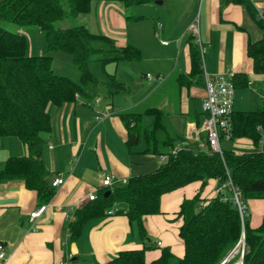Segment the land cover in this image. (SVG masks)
Wrapping results in <instances>:
<instances>
[{
    "label": "crops",
    "instance_id": "crops-1",
    "mask_svg": "<svg viewBox=\"0 0 264 264\" xmlns=\"http://www.w3.org/2000/svg\"><path fill=\"white\" fill-rule=\"evenodd\" d=\"M144 4H151L153 14L151 37L156 41H151V61L158 65L152 67L147 64L150 55L142 58L137 41L127 39L129 18L121 3L93 0L90 10L80 14L81 23L90 31L111 36L119 46L135 45L141 51L139 59L146 62L121 60L103 66L106 77V72L113 73L116 80L125 84L123 91L109 95L106 79L98 86L96 76L97 82L85 85L86 95H77L75 100L60 106H47L51 128L42 133L41 157L50 172L49 181L58 173L64 180L46 202L40 201L36 190L26 187L20 178L0 180V241L6 253L0 264H98L120 250L143 244L150 245L144 252L146 264L158 257L163 247L169 248L173 257H182L184 246L178 235L182 218L177 211L181 201L199 189L200 180L160 196V212L142 216L145 237L135 223L129 222L124 210L116 212L122 205H115L112 214L84 224L73 257L67 223L73 219L74 210L88 201L91 190L106 188L100 183L103 174L127 178L153 171L163 162L160 155L174 147L206 148V132L202 128L205 84L202 71L188 75L190 41L197 46L198 37L204 45L202 69L207 74L233 70L246 75V84L235 87L233 109L234 104L237 110H251L263 103L264 73L253 71L251 59L245 55V44L264 34V28L257 23V18L264 21V0H161ZM128 61L139 63L137 72L123 64ZM148 68L154 71L150 78L145 75L149 71H142ZM148 107L159 109L160 127L152 132V113L143 115L136 141L128 142L121 114L143 113ZM219 144L236 153L264 152V132L258 144L244 136L221 138ZM25 153L27 149L19 138L0 136V169L9 156ZM218 187L215 178L206 179L201 202L207 203ZM42 204L44 210L31 225L29 212ZM247 208L249 224L255 227L264 215V198L248 199Z\"/></svg>",
    "mask_w": 264,
    "mask_h": 264
},
{
    "label": "trees",
    "instance_id": "trees-1",
    "mask_svg": "<svg viewBox=\"0 0 264 264\" xmlns=\"http://www.w3.org/2000/svg\"><path fill=\"white\" fill-rule=\"evenodd\" d=\"M92 1L0 0V136H15L27 149V153L9 156L5 160L0 169V180L20 178L26 187L35 189L39 200L44 202L54 191L48 179L50 172L41 157L42 133L51 128L47 106H60L75 100L77 95L87 94L85 85L98 81L88 68L89 62L98 61L105 65L141 57V51L135 45L119 46L111 36L90 31L82 23L68 27L58 25L66 16L88 12ZM105 1L128 6L154 0ZM140 17L137 15L134 19ZM257 23L264 28L263 19L257 18ZM10 24L42 29L48 50L72 56L78 70L77 80L56 73L51 66L50 54H27L24 35L12 31L8 27ZM245 55L251 59L255 73H264V34L257 40L247 41ZM201 71L197 46L190 41L188 75ZM106 75L104 84L109 95L125 89V84L116 80L113 73L106 72ZM246 82L244 73L235 72V87ZM151 113L153 121L150 128L154 132L160 127L159 109L148 107L143 113L121 114L128 142L136 141L143 115L151 116ZM231 121L232 138L244 136L258 144L264 132V101L255 109L233 110ZM210 177L215 178L219 186L230 180V186L239 191L246 204L247 215L243 219L229 186L217 191L207 203L201 202V190ZM195 180L201 181L199 189L192 197L184 198L177 211L182 218L178 229L184 246L182 257H173L169 248L163 247L159 256L148 264H217L238 244L242 234V264H264V215L260 223L252 227L247 208L248 199L264 198V152L258 150L236 153L229 149L218 152L207 147L204 150L181 147L153 171L130 175L125 182L96 190L95 199H89L74 210L73 219L67 223L69 239L76 242L88 220L106 216L107 210L115 205H122L116 212L124 210L129 222L135 223L138 232L145 237L142 216L160 212L159 201L163 193ZM148 247L150 245L143 244L139 248L120 250L109 260L98 264H146L144 252Z\"/></svg>",
    "mask_w": 264,
    "mask_h": 264
},
{
    "label": "built area",
    "instance_id": "built-area-1",
    "mask_svg": "<svg viewBox=\"0 0 264 264\" xmlns=\"http://www.w3.org/2000/svg\"><path fill=\"white\" fill-rule=\"evenodd\" d=\"M194 33L196 32V29H194ZM195 42L197 43V49L200 58L203 59V54L205 52V47L202 44V42L197 39H195ZM162 43H167L166 40H163ZM201 66L203 68V63L201 62ZM203 72V78H204V84H205V94L202 99V110L204 113L203 118V124L202 128L206 132V140H205V147L216 150L218 152H221V147L219 144V141L221 138L224 139H231L232 138V121H231V115L233 113V95L235 91V85H234V76L235 71L228 70L224 72H219L213 75L207 74L204 69H202ZM148 78H150L149 73L145 74ZM158 79L160 77L158 76ZM104 115L107 114V111L103 112ZM179 148L174 147L170 150L168 153H164L160 155L161 160H166L167 156L169 154H175L176 151ZM63 176L61 174L54 175L50 180V185L54 189L59 187L63 183ZM119 182H125V178H115L112 174L105 173L103 174L101 178V184L105 187H112L113 184L119 183ZM231 182L228 180V182L221 184L218 187V190H222L226 186H230ZM232 190V199L234 203L237 206L239 215L241 219L245 215H247L246 211V204L241 199L240 193L235 188L231 187ZM97 196L96 189L91 190L87 194V200L95 199ZM45 208V204H42L40 206H37L36 208L32 209L29 212V223L33 225L35 223V219L42 213V211ZM108 214H112L114 212L113 208H109L107 210ZM72 218V217H71ZM157 245L160 244V241L158 240L156 242ZM238 249L231 250L230 253L225 256L220 262V264H226L227 261L231 259V257L239 252L240 258L238 261H235L232 264H242V257L244 252V236L241 235V238L239 239V242L237 244ZM5 248L4 244L0 241V261L5 258ZM61 264H67L66 261H63Z\"/></svg>",
    "mask_w": 264,
    "mask_h": 264
},
{
    "label": "rangeland",
    "instance_id": "rangeland-1",
    "mask_svg": "<svg viewBox=\"0 0 264 264\" xmlns=\"http://www.w3.org/2000/svg\"><path fill=\"white\" fill-rule=\"evenodd\" d=\"M122 9L126 13V15L129 16V19H127L126 22L127 28H125V30L127 31L125 33L127 35V39L128 40L130 39V41H132V39L137 41L136 43L140 45V46L138 45V47L142 49V58L145 57L148 59L150 55V58L147 61V64L149 66L152 67L154 65H158L156 61L154 60L151 61V43L156 41L155 39H153V37H151V28H152L151 17L153 16V14H151V4L128 5V6H123ZM139 14L143 16H141L138 20H135L134 17ZM80 16H81L80 14H78L77 16H66L61 21L58 22V25L61 27H68L74 24H79L82 22ZM104 22H106V20H103L101 22L102 30L105 29V26L103 24ZM8 27L12 31H17L24 35L25 43H26L25 52L27 54H32V55L50 54L52 56L51 66L56 73L69 75L73 79L77 80L78 70L76 64L72 59V56L66 52L48 50L46 46L45 33L42 29L32 25L18 26V25L10 24ZM141 60L142 59H139L136 62H140V63L146 62L144 60L142 61ZM200 61L203 63L202 58H200ZM123 64L128 65L129 69L134 73L137 72V69L139 67V63H132L130 61L124 62ZM103 66L104 65H102L98 61H92L88 63L89 70L92 73H94V75L97 76L99 79L98 86H102L101 82L106 79V76L103 72L104 70ZM142 71H149L150 76L154 74V71L151 68ZM237 107L238 106H235L234 104V109L237 110ZM231 139H226V140H231ZM221 146L224 147L225 145L222 143ZM234 249H238L237 244L232 249V251ZM232 257L233 258L227 261L226 264H231L232 261L235 262V259L239 260L240 253L237 252ZM220 261L217 264H220L221 263ZM170 264L173 263L171 262Z\"/></svg>",
    "mask_w": 264,
    "mask_h": 264
},
{
    "label": "water",
    "instance_id": "water-1",
    "mask_svg": "<svg viewBox=\"0 0 264 264\" xmlns=\"http://www.w3.org/2000/svg\"><path fill=\"white\" fill-rule=\"evenodd\" d=\"M154 2L155 3H161V0H154ZM107 193H108V191L106 190L105 194H107ZM70 252H71V254L74 257V254L77 252V247H76L75 242H71V244H70Z\"/></svg>",
    "mask_w": 264,
    "mask_h": 264
}]
</instances>
